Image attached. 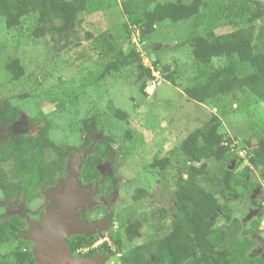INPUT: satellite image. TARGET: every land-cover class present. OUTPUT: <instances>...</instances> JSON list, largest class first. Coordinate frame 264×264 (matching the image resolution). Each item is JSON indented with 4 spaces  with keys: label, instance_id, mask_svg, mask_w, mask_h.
I'll return each instance as SVG.
<instances>
[{
    "label": "rangeland",
    "instance_id": "1",
    "mask_svg": "<svg viewBox=\"0 0 264 264\" xmlns=\"http://www.w3.org/2000/svg\"><path fill=\"white\" fill-rule=\"evenodd\" d=\"M163 1L166 0H155ZM258 10L264 12V0H204L195 19L156 22L146 41L135 44L132 34L141 31L134 25H129L128 32L122 28L126 21L122 0H104L103 10L86 16L83 28L94 35L107 32L125 50L134 46L141 51V61L150 68L152 76L146 79L151 81L150 85L146 81V94L141 91L143 79L137 78L134 64L122 66L119 71L102 77L103 58L91 40L85 39L79 46L57 57L49 51L43 38L32 37L31 18H23L15 29L5 28L0 20V102L8 98L20 111L19 118L12 124L0 122V142L15 134L31 133L45 117L50 139L64 145L68 153L65 173L53 184L38 190L37 196L29 195L31 200L26 198L18 204L25 221L23 229L27 227L26 222H33L34 211L42 209L47 201L45 210L54 212L51 208H55L56 202L66 198L77 219L88 226L85 232L74 234L96 238L90 246H81L79 252L107 242L113 253L99 252L94 258L102 264H117L119 253L111 237H119L123 213L132 208L138 215H149L163 203L178 169L175 161L181 159L175 160L176 146L216 113L218 102L225 107L227 115V120L220 118L225 142L217 149L222 155L220 158L204 159L202 170L206 169V174L200 176L201 183L221 202L218 179L228 162L233 160L232 169L248 166L249 178L257 187L226 204L230 209L248 211L242 219L245 229L252 228L251 221L257 218L256 229L264 238V183L258 167L249 162L250 150L256 148L254 135L259 131L264 135V101L246 89L229 92L219 101L208 99L203 102L193 101L183 92L195 72L192 40L209 30L218 35L244 26V18ZM259 20L264 22V14ZM150 42L170 45L157 51H142ZM8 58H17L23 67L20 80L10 82L7 74L2 72V64ZM154 60L158 62L156 65L152 63ZM225 63L223 57L214 59L215 66ZM109 100L126 112L127 121L108 111ZM91 115L98 118V132L94 134L84 132L81 124L82 119ZM233 131L238 139L250 138L251 143L244 145L233 137ZM104 134L112 136L117 153L99 166L102 181L81 185L78 170L83 158ZM165 156L172 157L173 163L162 170L151 168L155 159ZM160 177L163 180L160 181ZM141 189L148 195L143 194L139 201H133L132 196ZM175 196L183 203L184 195L177 191ZM256 199H259V205L253 206ZM224 216L225 212L219 211L210 223L203 222L201 227L213 232L215 219ZM152 218L157 225L156 212ZM162 223V229L166 230L168 221ZM14 228L16 235L19 229ZM258 232L254 234L258 243L253 252L264 255V241ZM62 262L76 264L78 261L68 253Z\"/></svg>",
    "mask_w": 264,
    "mask_h": 264
},
{
    "label": "trees",
    "instance_id": "2",
    "mask_svg": "<svg viewBox=\"0 0 264 264\" xmlns=\"http://www.w3.org/2000/svg\"><path fill=\"white\" fill-rule=\"evenodd\" d=\"M203 4L204 0H122L126 15L122 28L128 32L129 25L139 27V41L144 43L156 22L164 19L176 22L189 17L195 19ZM103 8L104 0H0V20L5 28L15 29L23 18H31L32 37L43 38L49 51L57 57L79 46L83 40H91L94 49L103 58L102 77L112 71H119L122 66L134 64L137 78L143 79L141 91L146 94V79L152 76L150 68L141 61V51H137L134 46L125 50L107 32L94 35L83 28L86 16ZM263 14L260 10L250 12L244 18V26L218 35L209 30L192 40L191 55L195 72L188 80L189 84L183 88L189 99L196 102L208 99L219 101L229 92L246 89L264 101V22L259 20ZM222 57L226 63L215 66L214 59ZM152 63L156 65L158 62L154 60ZM2 70L10 82L20 80L23 76V67L17 58L5 60ZM106 107L114 117L128 120L126 112L115 107L110 100ZM215 107L216 113L211 114L176 146L175 160L178 157L181 159L175 161L178 169L172 178V189L167 191L163 203L149 215H138L132 208H128L124 212L126 214L123 213L120 235L118 238L111 237L119 253L117 264H264V255L253 252L258 243L254 237L255 232H258L257 218L251 221L252 228L245 229L242 219L248 211L230 209L226 204L257 187L249 178V167L223 169L218 179L220 202L201 183L200 176L206 174V169L201 170L200 166L192 164V161H200L201 158L218 159L222 156L216 154L218 147L225 142L220 118L227 120V115L220 103L217 102ZM19 115L18 107L8 98L0 102L1 123L12 124ZM81 124L84 132H98V118L94 115L82 119ZM233 135L238 139L236 132L233 131ZM254 136L256 148L250 150L249 162L258 167L264 183V135L259 131ZM238 140L244 145L251 143V139L246 137ZM112 142V136L104 134L93 145L91 152L84 156L78 170L81 185L102 181L99 166L117 153ZM67 156L64 145L50 139L49 123L45 117L41 118L31 133L6 137L0 142L1 193L8 200L20 196L21 191L24 195L26 192L29 195L37 194L38 190L53 184L57 177L65 173ZM171 160L172 157L165 156L155 159L150 165L151 168L162 170L173 163ZM177 191L184 195L183 203L176 198ZM143 194L148 195L144 189L135 193L133 201H139ZM252 205L258 206L259 199L254 200ZM219 211L225 212V216L215 219L214 231L204 230L202 223H210ZM155 212L158 216L157 225L152 218ZM165 220L168 221V227L163 230L162 221ZM77 236V240L70 238L73 260L85 261L99 252L113 253L105 243L79 253L77 250L81 246H90L96 238H87L83 234ZM260 238L264 241L262 236ZM11 239L10 221L0 224V242ZM24 253L28 254L25 260L30 259L31 254Z\"/></svg>",
    "mask_w": 264,
    "mask_h": 264
},
{
    "label": "flooded vegetation",
    "instance_id": "3",
    "mask_svg": "<svg viewBox=\"0 0 264 264\" xmlns=\"http://www.w3.org/2000/svg\"><path fill=\"white\" fill-rule=\"evenodd\" d=\"M6 176L12 177V176H14V174H6ZM19 194H20V196H16L12 200H8L0 191V224H6L8 221H10V231L12 233V239L11 240H4L3 242H0V264H49L52 262L51 260L45 259V257L40 258L39 253L34 252V250L37 251L38 241L36 238L29 236V234H31V232H32L31 223L37 229L42 230V229H44V226H45L43 220L47 216H49L50 213H52L53 215H57L60 213V207H61L60 201L58 203L56 202L55 208H51V209H54V212L53 211L47 212L48 210H45L46 209L45 207L48 205V201L43 206L44 209L42 208V209L35 210L33 222H31V223L26 222L27 227H25V229L26 228L27 229L25 230V229H23L25 226V221L23 220L22 216L20 215L21 210H20V208H19L20 206H18V204L26 198L29 199V193L26 192L24 195V194H22V191H21ZM34 195L37 196V194H34ZM29 200H31V199H29ZM32 202L33 201H30V203H32ZM14 227H17V229H19V233L16 235L14 234V231H15ZM77 235H80V234H74V235L67 237V245H68L69 252H70L71 256L73 255L72 254L73 251L70 248V238L72 237L74 240H77L79 238ZM104 243L106 245H108L107 242H103L100 245L95 246L93 248H97V247L103 245ZM80 248L77 250V252L80 251ZM13 250H14V252H13ZM23 252L30 253L31 254L30 259L25 260L24 257L28 254L24 253L25 254L24 255ZM79 253H83V252H79ZM97 254H99V253H96L87 259L93 258ZM40 260H42V261H40ZM78 263L79 262H76V264H78ZM96 264H102V263L100 260H97Z\"/></svg>",
    "mask_w": 264,
    "mask_h": 264
},
{
    "label": "water",
    "instance_id": "4",
    "mask_svg": "<svg viewBox=\"0 0 264 264\" xmlns=\"http://www.w3.org/2000/svg\"><path fill=\"white\" fill-rule=\"evenodd\" d=\"M170 44H161L157 42H150L143 46L142 50H160L168 47ZM151 81H147V85H150ZM220 146L218 147V150ZM218 150L216 154H218ZM233 160L228 162L227 168L232 170ZM194 166H200L202 170L205 167L204 158L200 161H192ZM69 191H67L68 195ZM60 213L57 215L49 214L44 221V229H37L31 222V234L29 236L34 237L38 241L37 251L40 258L51 260L49 264H66L62 262L63 256L70 253L67 245V237L70 234L85 232L88 226L82 223L74 215L72 207L68 200L61 198L60 200ZM42 261V260H40ZM78 260V264H96L95 258H90L85 261Z\"/></svg>",
    "mask_w": 264,
    "mask_h": 264
},
{
    "label": "built area",
    "instance_id": "5",
    "mask_svg": "<svg viewBox=\"0 0 264 264\" xmlns=\"http://www.w3.org/2000/svg\"><path fill=\"white\" fill-rule=\"evenodd\" d=\"M136 31H137V32H135V35L132 34V41H133L135 44H139V43H140V41H139V36H140V34H139L138 30H136Z\"/></svg>",
    "mask_w": 264,
    "mask_h": 264
},
{
    "label": "clouds",
    "instance_id": "6",
    "mask_svg": "<svg viewBox=\"0 0 264 264\" xmlns=\"http://www.w3.org/2000/svg\"><path fill=\"white\" fill-rule=\"evenodd\" d=\"M143 51V50H142Z\"/></svg>",
    "mask_w": 264,
    "mask_h": 264
}]
</instances>
